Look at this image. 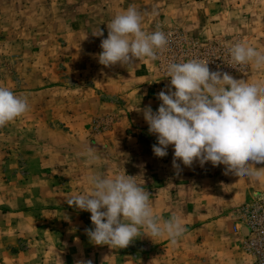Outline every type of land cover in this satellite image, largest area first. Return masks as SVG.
I'll return each instance as SVG.
<instances>
[{
  "label": "crops",
  "instance_id": "0c3cea01",
  "mask_svg": "<svg viewBox=\"0 0 264 264\" xmlns=\"http://www.w3.org/2000/svg\"><path fill=\"white\" fill-rule=\"evenodd\" d=\"M147 12L141 17L145 21H141L142 30L151 22L145 17ZM114 15L101 8L100 16L107 17L105 25ZM95 22L92 18L90 39L77 40L74 56L64 62V66L72 65L74 80L87 79L90 86L79 83L71 91L60 86L50 91H13L18 95L46 96V122L24 121L16 125L18 133L32 127L40 133L21 134L18 141L14 137L9 144L14 145L11 149L27 169L37 171V182L45 194L33 199L35 204L25 210L0 211V242L13 237L16 242H27L21 249L6 251L1 247L3 264H37L38 260L46 264L51 254L55 262L50 264H61L60 260L62 264H79L89 255L94 256L91 264H133L122 257V248L93 244L86 234L93 227L90 218L82 216V212H88L70 208L66 202L74 193L87 192L89 185L79 184L82 179L88 183L87 178L93 174L112 176L124 172L150 193V206L158 221L175 215L184 226L175 244L167 237L153 238L142 231L132 241L145 242L152 246L153 253L143 257L140 264H249L240 249L241 238L248 236V230L242 227L239 234H233L232 215L251 197L264 196V187L253 185V180L239 181L236 177L241 174L226 171L223 165L201 166L194 161L184 166L177 160L179 168H175L172 146L167 156L156 157L152 151L156 137L148 132L143 109L150 106L156 111L161 103L158 93L167 91L170 82L160 81L155 65L145 58L129 65H100L96 55L101 51V40L107 37V27L101 28ZM98 29L104 32L102 37L94 36ZM74 30L78 36L87 29L76 25ZM63 71L51 69L49 75L61 78L67 74ZM107 113L118 115L116 130L107 137L87 139L83 130L91 118ZM136 131L142 132L145 139L136 137ZM105 145L112 149L110 158L102 152ZM88 149L99 157L95 163H88L83 155ZM111 160L115 161L108 162ZM34 171L27 170L23 175L30 179ZM56 173L68 188L54 189L56 179L52 177ZM198 176L203 177L195 179ZM168 177L170 181H166ZM13 215L17 219L10 218Z\"/></svg>",
  "mask_w": 264,
  "mask_h": 264
},
{
  "label": "rangeland",
  "instance_id": "374dc122",
  "mask_svg": "<svg viewBox=\"0 0 264 264\" xmlns=\"http://www.w3.org/2000/svg\"><path fill=\"white\" fill-rule=\"evenodd\" d=\"M129 6H135L141 17L143 12L148 10L145 17L151 22L144 26L145 32L162 31L167 37V46L157 50V59L151 61L157 69L160 81H169L166 76L168 63L191 59L206 61L210 71L227 72L236 79H264V67L258 68L251 62L237 64L230 56V49L237 42L247 43L264 51V0H0V86H6L12 91H39L45 88L50 91L59 86L71 91L79 83L90 86L87 79L74 80L72 65L64 66V62L74 56L77 40L90 39L92 18L97 21L95 25L106 28L104 22L107 17L100 16L102 7L117 14ZM91 12L96 14L92 15ZM144 22L142 21L143 24ZM76 25L84 26L87 30L77 36L74 30ZM71 26L73 28L70 30ZM51 69L56 72L64 70L67 74L61 78L58 75H49ZM23 96L28 100V111L0 126V211L4 212L25 210V207L29 208L35 204L33 199L45 194L37 182V171L27 169L20 157L13 152L14 148L11 149L14 145H9L14 137H17L18 141L21 134L36 136L40 133L36 132L34 127L25 133H18V122H46V96ZM118 122L116 113L95 116L83 131L87 139L107 137L116 130ZM134 135L145 139V135L140 131H136ZM103 148L102 152L110 158L111 147L105 145ZM113 161L115 160L108 162ZM250 163L257 169L264 168V162ZM27 170L34 171L30 178L33 180L31 184L28 176L23 175ZM16 172L20 174L17 175ZM60 177L58 173L52 177L56 179L53 182L54 189L68 188ZM236 178L244 182L253 180L256 182L253 185L264 187V176L257 179L241 174ZM166 181H170V178ZM79 184L89 185L83 179ZM257 197L264 199V196L251 197L233 211V234L237 235L233 228L239 226V208ZM82 213V216L90 218V213ZM11 217L17 219V215ZM14 239L15 237L1 241L0 249L2 247L6 251L15 250L27 245L26 241L16 242ZM240 249L249 264H252L244 253L241 241ZM122 252V257L133 264H140L143 257L153 253L152 246L139 241H131L127 247L122 248ZM93 257L89 255L85 261L92 263ZM54 259L52 254L48 255L46 264H50ZM0 264H3L1 257ZM37 264H41L39 260Z\"/></svg>",
  "mask_w": 264,
  "mask_h": 264
},
{
  "label": "clouds",
  "instance_id": "9594fccd",
  "mask_svg": "<svg viewBox=\"0 0 264 264\" xmlns=\"http://www.w3.org/2000/svg\"><path fill=\"white\" fill-rule=\"evenodd\" d=\"M106 27L107 37L101 40V51L96 55L104 67L134 64L141 58L154 61L157 50L168 44L164 32L142 30L135 6L115 14ZM103 35L98 29L94 36ZM230 56L237 64L251 62L264 67V51L247 43H235ZM166 76L169 87L158 93L161 103L157 110L150 106L143 109L148 132L156 137L153 154L163 158L172 146L175 168H179L177 160L184 166L197 161L201 166L223 165L226 171L243 176H264V168L257 169L250 163L264 162V79H236L227 72L210 71L208 62L198 59L168 63ZM28 108L25 96L0 86V126L22 116ZM83 155L90 164L99 159L91 149ZM87 180V192L74 193L66 202L90 213L93 227L86 234L93 244L125 248L142 231L153 238L167 237L175 244L183 234L180 217L157 220L150 193L137 184L135 177L124 172L93 174Z\"/></svg>",
  "mask_w": 264,
  "mask_h": 264
},
{
  "label": "built area",
  "instance_id": "2783aa9c",
  "mask_svg": "<svg viewBox=\"0 0 264 264\" xmlns=\"http://www.w3.org/2000/svg\"><path fill=\"white\" fill-rule=\"evenodd\" d=\"M237 219L239 226H234V232L239 234L241 227L248 230V236L241 238L244 253L252 264H264V199L257 197L244 204Z\"/></svg>",
  "mask_w": 264,
  "mask_h": 264
}]
</instances>
